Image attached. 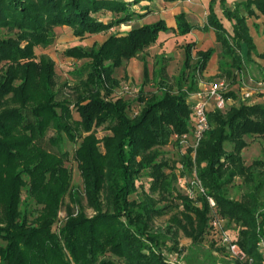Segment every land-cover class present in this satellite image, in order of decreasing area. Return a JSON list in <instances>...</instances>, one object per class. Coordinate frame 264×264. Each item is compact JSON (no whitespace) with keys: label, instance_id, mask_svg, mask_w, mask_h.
<instances>
[{"label":"trees","instance_id":"trees-1","mask_svg":"<svg viewBox=\"0 0 264 264\" xmlns=\"http://www.w3.org/2000/svg\"><path fill=\"white\" fill-rule=\"evenodd\" d=\"M141 1L153 0H0V264H172L173 257L183 264H231L226 249L216 244L214 213L251 264H264L258 246L264 240V155L249 164L242 157L245 137L264 138V102L224 93L234 102L209 110V129L195 154L178 149L174 161L179 172L195 175L203 190L182 201L178 212L169 201L177 172L163 147L172 134L189 130L188 95L198 89L215 48L193 53L196 42L184 44L173 83L163 54L155 57L150 73L143 61L144 83L133 114L129 100L112 97L120 86L114 72L124 61L137 57L160 32L185 35L195 28L184 12L174 16L175 27L158 19L101 43L66 47L65 56L84 60L72 72L77 80L67 96L58 97L55 89L54 61L35 53L36 46L54 41L56 26H69L79 38L106 32L142 17L147 6H140L144 12L134 9ZM217 2L231 31L215 12ZM101 12H110L108 21L97 16ZM260 16L261 23L252 25L264 33V0L236 1L233 7L227 0H209L206 22L197 27L212 29L220 46L218 72L209 79L240 83L253 64L264 85V65L254 59L264 60V49H257L247 20ZM148 81L155 91H144ZM98 128L106 133L97 136ZM65 139L78 142L73 157L82 194L65 166ZM143 176L148 188L139 191ZM237 178L244 188L239 199L228 194ZM62 206L65 217L56 230ZM168 213L165 232L154 230L155 218ZM179 232L190 239L187 248H178Z\"/></svg>","mask_w":264,"mask_h":264},{"label":"rangeland","instance_id":"rangeland-1","mask_svg":"<svg viewBox=\"0 0 264 264\" xmlns=\"http://www.w3.org/2000/svg\"><path fill=\"white\" fill-rule=\"evenodd\" d=\"M236 1L240 0H229L227 5L230 6ZM147 6L146 12L140 9V6ZM204 3L202 0H176V1H167V0H153V1H141L140 4L136 5L134 9L137 12H144L142 17H134V19L121 23L118 26H114L106 32H100L96 34H86L84 37L79 38L72 33V30L69 26H56L54 28L55 38L54 41L44 47V46H36L35 53L36 55H46L50 57L54 61V69H55V80L56 86L55 89L59 91V96H67V94H72V86L77 77L72 74V72L82 64L84 60H76L64 55L63 50L66 47L73 45H82V46H91L93 43H101L111 34H124L132 28L138 27L142 24L151 23L158 19H164L168 26L174 25V16L181 11H188V18L192 23L201 24L204 22V18L206 16L205 8L203 7ZM219 9V8H218ZM97 16L105 21L109 20L110 12H101L98 13ZM224 20V19H223ZM248 24L250 30L254 33L257 31L258 33H262V30L259 28H255L252 23L261 22L260 19H255L254 17H249ZM225 26L231 30V26L227 20H224ZM264 36V35H263ZM264 40V37H261ZM194 40L196 42L195 47L193 49V53L199 48L203 49L208 46L214 44L213 38L209 32L207 33H198L194 32L192 35L179 36L173 31L160 32L158 38L155 42L145 47L142 52L139 53L137 57L131 58L123 62L121 67L115 69L114 77L120 79V86L115 89L112 97L113 99L117 97H122L130 101L131 106L129 108L128 113L133 114L138 110V101L136 100L138 87L144 83L143 76V61H146V67L149 73L152 70L155 57L157 55L163 54L165 56V72L170 81L173 83L174 76L178 73L179 68L181 66L182 60L184 58V50L183 46L188 41ZM256 46L258 50L262 51L263 43L258 40L256 42ZM216 50H219L218 45H215ZM218 48V49H217ZM215 57V55H214ZM258 59V58H257ZM261 60V59H260ZM261 64L264 65V60L260 61ZM4 62H0V70L3 66ZM248 70L244 73L239 80L240 83H229V90L235 92L237 94V99L241 100V96L245 91L251 92V95L245 100L248 102L253 101H262L264 102V85L258 81L259 72L257 66L250 64L248 65ZM207 73V68H206ZM212 81L209 79V76L204 75L201 78V83L206 85ZM201 84V85H202ZM200 86V85H199ZM156 85L153 84L152 81H148L144 84V91L152 92L156 90ZM236 99V100H237ZM233 100V99H232ZM238 100L235 104L238 103ZM189 102V101H188ZM234 101H232L233 103ZM230 105V104H229ZM74 118H78L77 113L73 110ZM106 133L101 128L97 129V136H102ZM51 134V132H50ZM175 134V133H174ZM170 143L163 147L164 157L168 159L171 164H174V161L177 162L179 158V152L176 144H174L173 134L170 138ZM247 142L246 147L242 150V157L246 164H249L253 159L257 157H261L264 155V138L263 137H245ZM78 146V142H70L68 140H64L62 143V148L64 151L68 152V158L65 160V166L70 169L72 176V183L79 192L82 194V180L79 173V169L77 166V162L73 157V151ZM226 148L229 149L230 146L226 144ZM177 165V163H176ZM175 166V164H174ZM169 171V169L167 170ZM174 171L177 172V178L174 182V196L170 198V202L172 203L173 210L172 212H178L182 208V201L188 199L189 197H194L196 193V186L192 183L195 180V175H188L183 173L174 167ZM149 178L146 176L141 177L140 181H138V190L148 188ZM192 183V184H191ZM240 183V179L235 180V185L230 187L228 190V194L232 198L239 199L244 188L238 187ZM191 184L192 186H190ZM135 194H132L131 197H135ZM67 198H65V202ZM87 213L91 214V210L87 209ZM59 220L54 228L56 229L62 223V219L65 217L64 206L61 207L59 212ZM169 213L160 217L155 218L154 220V230L165 232V227L167 224ZM58 230V229H56ZM190 239L183 236L181 232L178 235V248H187L190 245ZM171 244V243H169ZM173 254V253H172Z\"/></svg>","mask_w":264,"mask_h":264},{"label":"built area","instance_id":"built-area-1","mask_svg":"<svg viewBox=\"0 0 264 264\" xmlns=\"http://www.w3.org/2000/svg\"><path fill=\"white\" fill-rule=\"evenodd\" d=\"M199 83L198 89L188 95V101L192 111V121L190 128L187 132L182 134H173V140L178 143L179 151L182 149H191V153L195 154V149L203 137L206 130L209 129V122L207 119L208 111L216 109H225L232 103V98L225 97L228 88V83L224 78H215L206 85ZM251 95V92L245 91L241 99L246 100ZM192 183L202 191V187L198 179L192 181ZM211 206L214 205V201L209 198ZM216 244L224 247L228 252V258L232 260L231 264H251L252 258L246 255L245 251L236 243L231 234L225 228V220L219 218L215 213L210 221ZM259 249L264 255V240L262 239L258 243ZM172 264H183L179 259L173 257L171 259Z\"/></svg>","mask_w":264,"mask_h":264},{"label":"crops","instance_id":"crops-1","mask_svg":"<svg viewBox=\"0 0 264 264\" xmlns=\"http://www.w3.org/2000/svg\"><path fill=\"white\" fill-rule=\"evenodd\" d=\"M203 1V3H204V8H205V13L207 12L208 13V2H209V0H202ZM229 0H227V2H228ZM241 1V0H240ZM235 3V2H234ZM234 3L233 4H231L230 5V7H233L234 6ZM219 8V9H218ZM181 12H184L185 14H186V17H187V20L195 27V28H193L189 33H187V34H185V35H192V33H194V32H198V33H201V34H203V33H207V32H202V31H200L197 27L198 26H201V25H203L205 22H206V16H207V13H206V16H205V18H204V22H202L201 24H196V23H192L190 20H189V18H188V14H189V12L188 11H181ZM215 12H216V14L218 15V17L219 18H221V20H222V22H223V24H224V20H226L223 16H222V10H221V8H220V6H219V3L217 2L216 4H215ZM261 18V21H262V16H260V17H258L257 19H260ZM224 19V20H223ZM228 21V20H227ZM229 22V21H228ZM261 23V22H260ZM259 23V24H260ZM229 24H230V22H229ZM175 19H174V25L172 26V27H175ZM225 25V24H224ZM230 26H231V24H230ZM226 27V26H225ZM227 28V27H226ZM228 29V28H227ZM260 29L262 30V27L260 26ZM229 30V29H228ZM231 30H232V27H231ZM231 30H229V31H231ZM210 34H211V37L213 38V42H214V44L213 45H211L212 47H214L215 48V45H218V47H219V50H216V48H215V53L212 55V57H211V59L209 60V62H208V64H207V66H206V68H207V73H206V69L204 70V72H203V76L204 75H207V76H209V77H211V76H214L217 72H218V52L220 51V46H219V44L217 43V42H215V34H214V32H213V30L212 29H210L209 31H208ZM250 33H251V35L253 36V39H254V42H255V44H256V42L258 41V40H260V42L261 43H263V49H264V40L261 38V37H264L263 35L264 34H262V33H258L257 31H254V33L250 30ZM185 35H179V36H185ZM190 41H194V40H190ZM189 42V41H188ZM208 47H210V46H208ZM208 47H206V48H208ZM257 47V46H256ZM206 48H203V49H206ZM199 49H201V48H199ZM218 49V48H217ZM258 49V48H257ZM263 49H262V51H263ZM198 50V49H197ZM260 51V50H259ZM214 55H215V57H214ZM254 59H255V61L257 62V63H259V64H261V62L260 61H263L262 59L260 60L259 58L257 59V57H254ZM261 65H263V64H261ZM241 101H245V100H242L241 99ZM253 102H262V101H253Z\"/></svg>","mask_w":264,"mask_h":264}]
</instances>
